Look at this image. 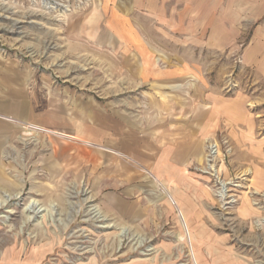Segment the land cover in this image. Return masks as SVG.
I'll list each match as a JSON object with an SVG mask.
<instances>
[{
    "label": "rangeland",
    "instance_id": "374dc122",
    "mask_svg": "<svg viewBox=\"0 0 264 264\" xmlns=\"http://www.w3.org/2000/svg\"><path fill=\"white\" fill-rule=\"evenodd\" d=\"M3 109L0 264H264V0H0Z\"/></svg>",
    "mask_w": 264,
    "mask_h": 264
},
{
    "label": "crops",
    "instance_id": "0c3cea01",
    "mask_svg": "<svg viewBox=\"0 0 264 264\" xmlns=\"http://www.w3.org/2000/svg\"><path fill=\"white\" fill-rule=\"evenodd\" d=\"M101 23H102V21H101ZM97 25H98V23H97ZM101 25H105V24H101ZM103 35L104 34H102V37H104ZM125 69H128V68H125ZM130 69H131L132 74L133 73L139 74L138 72H140V75L146 74V77H145L146 80L149 79V78H153V75H154V73H153V71H154L153 70V67L149 66V63H147L145 69L142 68V67H139V66H135V69L131 66ZM130 69H128V70L130 71ZM4 75L5 74H3V76H2L3 77L2 78L3 80H4ZM141 82H143V81L141 80ZM25 86H27V85H24V89H25ZM3 88H4V86H3ZM31 88H33V86ZM35 88H44V85L43 84H37L36 83ZM33 94H35L36 97H41V95H40L39 92L38 93L33 92ZM174 100H175V102L176 101L178 102L177 103L178 105H182V103H183V105L186 104L185 103V101H186L185 99H183V100H181V99L180 100L174 99ZM83 104H86L87 107H88L87 108V111L86 110L83 111V117L85 119L84 121H89L90 123H92L93 122L92 120L93 119L94 120L96 119L95 115L97 113L100 114L101 112H100V110L98 111L97 107L95 105L91 104V103H83ZM105 105L107 106L106 103H105ZM173 106H175V105H173ZM5 114H6V111L4 109L1 110V114L0 115H5ZM114 115L117 116L116 118H118V119L120 118L121 121L127 120V119H124L123 117H120L121 115H119V112H117V111L114 112ZM93 128H91V129H93ZM104 130H105V128H104ZM121 131H120V133H122ZM194 132L196 134H199V133L200 134H204V127H202V121L201 120H199V125L198 126L195 125ZM83 133H84V136H85V138H84L85 140H88L90 142H93V140H91V138L89 139V137H90L89 136L90 135L89 132L84 131ZM196 134H194V135L196 136ZM178 136L179 135H176V138H174L175 141L172 142V143L169 142L168 147L166 149H164L163 152H165L166 155L164 157H162L161 159H158L157 161H153L152 162L153 165L149 164L148 165L149 168H151L153 170H158V171H160V170H164L165 171V170H168V169L171 170L173 168H180V167L182 168L184 165L185 166L187 165V163L180 161L183 158L180 159L179 157H176V154H179L181 152H182V154H184V155L187 156V145H186L185 141L179 140L181 138L178 137ZM93 143H95V142H93ZM86 146H88V145H86ZM86 146H84V148L86 149V151L84 152V154H85L84 160L87 159V157H86L87 154L86 153L87 152H90V150ZM89 147H92V146H89ZM177 160H179V161H177ZM184 167L182 169H184ZM162 179H164L165 182H166L165 184H168V185L174 184V183H177V185L178 184L179 185L182 184V183L174 182V180L171 177H162ZM185 194H186L185 195L186 198L180 197L179 195H177L175 197H177V199H178V205L180 206V208L185 213V216H186V219H187V222H188V225H189L190 229H193V228L198 229L200 227V225L199 226H196V223H194L193 220L196 218V220L198 222V220L200 218L199 215L201 214V212H200L201 205L199 203H200V200H202L201 199L202 198V195H199L197 190H195L194 193L191 190H189V192L188 193H185ZM171 197L173 198V195L172 194H171ZM168 199H169L170 204H172L169 197H168ZM173 200L175 201L174 198H173ZM202 202L204 203V201H202ZM175 203H176V201H175ZM173 206H177V203L175 205H173ZM178 214H180L181 217H182V213L180 211H179ZM198 263H200V261Z\"/></svg>",
    "mask_w": 264,
    "mask_h": 264
},
{
    "label": "bare ground",
    "instance_id": "6f19581e",
    "mask_svg": "<svg viewBox=\"0 0 264 264\" xmlns=\"http://www.w3.org/2000/svg\"><path fill=\"white\" fill-rule=\"evenodd\" d=\"M30 126V128L32 129H39V130H42V131H45V132H48V133H51V134H54V135H58V136H65V137H68V138H72V139H75V140H77L76 138H75V136L74 135H72V134H69V133H67V132H64V131H62V130H60L59 128H55V127H53V126H48V125H40V126H37V125H29ZM30 128H27V130H31ZM31 133V132H30ZM24 134H25V132H24ZM83 142H84V144H86V145H88V146H96L97 144L96 143H93V142H90V141H88V140H85L84 141V139H83ZM98 146V145H97ZM104 149H108V148H104ZM111 150V149H110ZM111 151H113V150H111ZM116 152V151H115ZM72 157H73V154L71 155ZM71 158V157H70ZM164 191L166 192V194L168 195V197L170 198V201H171V203L173 204V205H175L176 203H175V201L173 200V198L171 197V193L166 189V188H164ZM179 215V217H181V215L180 214H178ZM184 223V222H183ZM186 229V228H185ZM187 232V231H186ZM190 235V234H189Z\"/></svg>",
    "mask_w": 264,
    "mask_h": 264
},
{
    "label": "built area",
    "instance_id": "2783aa9c",
    "mask_svg": "<svg viewBox=\"0 0 264 264\" xmlns=\"http://www.w3.org/2000/svg\"><path fill=\"white\" fill-rule=\"evenodd\" d=\"M218 154V146L216 144H210L207 147V154H206V164L207 165H212L214 164V161L217 157Z\"/></svg>",
    "mask_w": 264,
    "mask_h": 264
}]
</instances>
